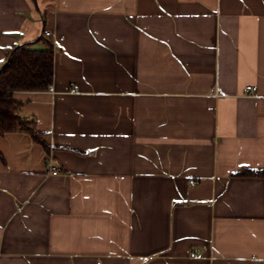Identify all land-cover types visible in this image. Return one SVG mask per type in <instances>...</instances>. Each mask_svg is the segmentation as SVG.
<instances>
[{"label": "crops", "instance_id": "1", "mask_svg": "<svg viewBox=\"0 0 264 264\" xmlns=\"http://www.w3.org/2000/svg\"><path fill=\"white\" fill-rule=\"evenodd\" d=\"M41 2L0 0V71L53 55L12 94L48 152L0 138V264H264V0Z\"/></svg>", "mask_w": 264, "mask_h": 264}, {"label": "trees", "instance_id": "2", "mask_svg": "<svg viewBox=\"0 0 264 264\" xmlns=\"http://www.w3.org/2000/svg\"><path fill=\"white\" fill-rule=\"evenodd\" d=\"M52 80L53 55L50 50L36 52L18 46L9 51L6 64L0 71V138L10 133H25L48 152L49 146L34 122L19 116V107L12 94L44 91L52 84ZM244 174L250 175V172ZM254 175H264V172Z\"/></svg>", "mask_w": 264, "mask_h": 264}, {"label": "built area", "instance_id": "3", "mask_svg": "<svg viewBox=\"0 0 264 264\" xmlns=\"http://www.w3.org/2000/svg\"><path fill=\"white\" fill-rule=\"evenodd\" d=\"M43 34L46 37H53L54 36L53 32L48 31V30H45L43 32ZM48 89H49V91L53 92V87L52 86H49ZM246 89L250 93H253L255 91V89L252 86H248ZM44 164H45V167L47 169V173L49 175L56 176V175H59L61 173L60 168L53 164L52 159L50 157L45 158Z\"/></svg>", "mask_w": 264, "mask_h": 264}, {"label": "rangeland", "instance_id": "4", "mask_svg": "<svg viewBox=\"0 0 264 264\" xmlns=\"http://www.w3.org/2000/svg\"><path fill=\"white\" fill-rule=\"evenodd\" d=\"M45 1H46V0H45ZM47 1H48V0H47ZM39 3L41 4V7H42V4H43V3L41 2V0H39Z\"/></svg>", "mask_w": 264, "mask_h": 264}]
</instances>
